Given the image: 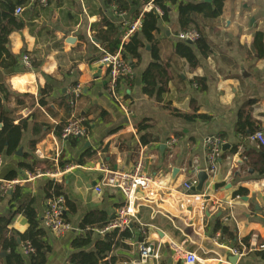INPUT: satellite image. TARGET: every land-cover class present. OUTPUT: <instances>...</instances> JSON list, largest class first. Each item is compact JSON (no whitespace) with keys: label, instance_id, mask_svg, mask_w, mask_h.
<instances>
[{"label":"crops","instance_id":"obj_1","mask_svg":"<svg viewBox=\"0 0 264 264\" xmlns=\"http://www.w3.org/2000/svg\"><path fill=\"white\" fill-rule=\"evenodd\" d=\"M120 1L127 11H118V0H49L47 7L24 8L20 16L24 27L9 38L10 50L19 57L20 68H0V86L10 93L7 107L19 110L17 124L29 121L18 151L21 153L1 156L0 185L13 181L7 176L17 172L19 176L14 180L22 181L21 193L34 200L52 248L46 264H72V242L81 234V223L88 214H101L93 219L95 239L108 233L101 234L99 231L106 227L99 228L100 225L117 218L125 197L119 189L103 183L106 177L100 170L102 166L109 172L124 173H134L141 166V175L157 183L137 191L131 223L133 237L114 247L107 258L109 263L114 257L115 264H134L145 244L159 254L160 259L153 260L155 264H184L176 257L175 246L195 253L198 264H264V253L239 257L231 251L245 248L254 235L264 242V173L258 171L263 166L264 149L250 139L251 135L244 138L236 132L239 112L250 107L260 124L258 132L264 134V40L261 51L254 46L256 34H264V0H227L218 19L197 17L212 54L203 58L195 50L200 65L193 70L185 59L173 54L172 45L182 31L178 6H172L169 21L159 22L157 34L163 43V64H169L168 92L161 101L143 93L142 76L153 61L151 45L146 43L140 65L118 83L116 92L123 104L110 93L109 72L99 64L102 47L94 30L107 29L104 22H111L124 32L122 43H127L131 38L125 40L129 26L141 18L135 14L146 12L153 0ZM25 55L31 59L30 69L22 65ZM195 78L206 80V92L196 91L192 83ZM73 87L83 91L74 115L83 120L87 136L62 140L56 133L67 126L73 115L68 104ZM196 108L197 114L210 120H188L171 111L191 115ZM141 124L148 129L139 132ZM143 136L149 137V145L142 143ZM209 136L221 138L223 145L230 147L220 156L216 173L208 174L203 191H194L207 203L202 216L191 212L200 207L199 201L187 206L179 193L200 172L208 173L203 142ZM170 140H176L173 149L168 145ZM33 161L42 163L37 170L43 176L29 179L20 166ZM247 164H255L257 170ZM53 182L62 187L66 202L76 209L67 216L73 231L62 237L49 232L42 222ZM99 187L101 193L96 191ZM240 189L247 194L237 195ZM10 202L11 195L0 197V217L11 212ZM28 228L27 219L16 215L6 239L24 234ZM17 239L20 247L16 252L29 264ZM93 249V245L88 248ZM10 255L11 250L5 251L0 243V264H9Z\"/></svg>","mask_w":264,"mask_h":264},{"label":"trees","instance_id":"obj_2","mask_svg":"<svg viewBox=\"0 0 264 264\" xmlns=\"http://www.w3.org/2000/svg\"><path fill=\"white\" fill-rule=\"evenodd\" d=\"M227 0H212L208 3L205 0H154L153 5L161 11V15L153 9L144 13H136L135 17H141V28L135 33L127 43H122L123 31L111 22H104L102 27H95V39L100 43L102 49L108 54H116L120 51L122 58L130 62L131 69L137 68L141 62V50L145 48L146 43L151 45L152 62L146 68L142 76L143 93L148 97H156L161 101L163 96L168 92V84L170 82L169 64H163L162 53L163 43L157 39L159 32L158 24L160 21L168 22L169 11L172 6H178L179 24L182 32L197 30L200 33V38L195 44L189 45L183 42H176L172 45L173 54L179 59H185L190 68L197 69L199 61L195 55V50L198 51L203 58H208L212 54L211 46L207 38L199 28L197 17L203 20L218 19L223 14L225 2ZM118 11H127V7L118 0ZM36 7L38 5L31 4V0H0V68L7 71H13L20 68L19 57L12 54L10 50V36L16 31H20L24 27V23L20 16L16 15V10L19 7ZM40 7V6H38ZM264 34L257 33L255 36L254 46L260 51L262 50V42ZM128 78V77H127ZM198 93L207 91V83L205 79L195 78L192 82ZM4 98V100H3ZM10 100V93L4 85L0 86V156L12 157L21 147L23 133L28 128V119L19 120L18 108L9 109L7 103ZM250 106V105H249ZM18 107V106H17ZM176 116L186 118L188 120H201L207 122L210 117L197 114L198 108L191 115H183L177 110H171ZM148 126L141 124L139 132L145 131ZM260 131V124L256 122L252 115L250 107L244 108L239 112L236 125L238 135L247 138L249 135H254ZM63 129L57 132V136L61 138ZM148 136L142 137V143L150 144ZM80 164H84L80 161ZM42 163L33 161L30 164H21V168L30 173H34L41 167ZM262 167L258 170L264 173V159ZM250 169L257 170L255 164H247ZM42 168V167H41ZM52 168V167H50ZM17 172H11L7 178L14 180L18 178ZM247 194L245 189H240L237 195L244 196ZM63 196L62 187L56 183H50L47 198ZM34 200L30 196H23L21 188L17 187L11 194V212L8 215L0 217V243L5 251L11 250V255L7 256L9 264H27L26 259L16 250L20 247L17 237L23 247L30 246L33 253L27 255L29 264H46L47 256L52 248L46 240L45 229L41 227V222L38 218L37 211L34 206ZM67 212L64 218L67 221L68 214L74 213L75 208L70 207L69 201L65 204ZM68 206L70 207L68 209ZM16 215H23L28 223L29 228L24 234H14L10 240L6 239L7 233L10 232L9 226ZM101 214H88L80 226L81 234H79L72 242L74 253L70 257L72 264H115V258L111 257V262L107 258L111 256L114 247L119 246L130 240L133 237L134 227H130L124 232L119 230L109 231L101 238L94 237V221L93 219ZM114 221V220H113ZM112 221V222H113ZM110 222H106L99 228L107 227ZM223 232L228 234L226 228H222ZM231 239H235L233 234H230ZM93 250H88L91 246Z\"/></svg>","mask_w":264,"mask_h":264},{"label":"built area","instance_id":"obj_3","mask_svg":"<svg viewBox=\"0 0 264 264\" xmlns=\"http://www.w3.org/2000/svg\"><path fill=\"white\" fill-rule=\"evenodd\" d=\"M154 1V0H153ZM153 1L147 5L146 11L155 10L157 14L161 15V11L158 8H155L153 5ZM31 4L38 5L40 7H47L49 5V0H31ZM24 11L23 7H19L16 10V15L20 16ZM141 18L136 20L133 24H131L126 32L125 40L132 37L135 33H137L141 28ZM200 38V33L197 30H190L186 32H181L177 36L178 42H183L189 45L195 44L197 40ZM101 57L99 59V64L106 67L109 72L110 77V93L114 97L119 104H123V101L117 95L116 89L118 83L132 75V69L125 61L120 52L116 54H108L103 49H99ZM22 65L30 69L32 67L31 59L28 55H25L22 59ZM83 94V91L80 87H73L68 94V104L71 110L73 111V115L67 124V126L63 129L61 139L68 140L71 138H84L87 136V131L83 126V120L74 115L78 102ZM253 142L259 143V148L264 149V134L262 132H257L250 137ZM176 140H170L168 145L171 149L175 146ZM203 145L207 152V158L209 161V170L208 174H215L218 167V162L221 156V150L223 141L221 138L216 136H209L204 139ZM3 165V159L0 156V168ZM70 168H66V171H69ZM100 170L105 174V183L106 186L111 188L119 189L124 197L125 201L123 206L118 210L117 218L111 222L105 229L99 231L101 234L112 230H119L120 233L127 230L131 223L132 219L135 218L134 214V203L136 198V193L139 189L148 190L151 187L156 186V182L145 175H141L140 170L141 166H138L136 172L134 173H124V172H109L105 167H101ZM29 179H35L43 176V173L40 170H37L34 173H30L28 171L25 172ZM21 180H13V181H4L0 185V197H8L10 196L17 187L21 184ZM198 185L197 179H192L189 182L185 183L182 187V197L184 198L185 205L188 204L193 205L192 202L199 201L200 207H194L191 212H199L202 216H205V212L207 210V203L204 201L205 198L194 192V189ZM98 193L102 192V189L96 188ZM172 192L171 190H168ZM66 200L64 196L53 197L49 199L44 215H43V226L51 233H53L57 237L65 236L66 234L73 231V228L64 218L65 210H66ZM192 207V206H191ZM190 207V208H191ZM189 208V209H190ZM217 239L221 238V234L218 233L216 236ZM245 248L236 249L232 248L231 251L235 256H244L245 254H257L264 253V242H260L259 237L252 236ZM174 252L176 257L179 260H182L184 264H198L199 258L193 252H187L182 249L181 246H175ZM23 253L28 255L29 253H33V249L30 246H26L23 248ZM153 253V256L150 254ZM149 259L159 260V254L155 251H152L150 246L143 244L140 248V258L134 264H145Z\"/></svg>","mask_w":264,"mask_h":264},{"label":"water","instance_id":"obj_4","mask_svg":"<svg viewBox=\"0 0 264 264\" xmlns=\"http://www.w3.org/2000/svg\"><path fill=\"white\" fill-rule=\"evenodd\" d=\"M205 2L210 3V2H212V0H205ZM70 41H72V40H70ZM73 41H74V40H73ZM147 48H149V46H147ZM130 65H131V62H130ZM3 100H4V99H3ZM4 101H5V100H4ZM1 128H2V125H0V130H1ZM229 147H230L229 145H223L222 150H221V155L225 154V153L229 150ZM20 153H21V152H18V154H20ZM176 173H177V170H174V172H173V177L176 176ZM197 180H198V185H197V187L194 189V191H196V192H202L203 189H204V186H205L206 182L209 180V175H208V173H207L206 171H204V172H200V173L197 175ZM151 249H152V251H154V247H153V246H151ZM150 255L153 256V253H151ZM149 263H150V264H155L154 261H153V259H150Z\"/></svg>","mask_w":264,"mask_h":264}]
</instances>
